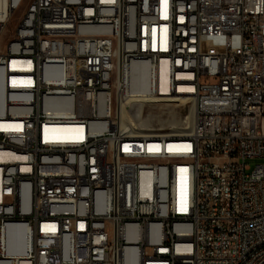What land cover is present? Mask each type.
Here are the masks:
<instances>
[{
	"label": "built area",
	"instance_id": "2783aa9c",
	"mask_svg": "<svg viewBox=\"0 0 264 264\" xmlns=\"http://www.w3.org/2000/svg\"><path fill=\"white\" fill-rule=\"evenodd\" d=\"M7 1L0 264H264V0Z\"/></svg>",
	"mask_w": 264,
	"mask_h": 264
},
{
	"label": "bare ground",
	"instance_id": "6f19581e",
	"mask_svg": "<svg viewBox=\"0 0 264 264\" xmlns=\"http://www.w3.org/2000/svg\"><path fill=\"white\" fill-rule=\"evenodd\" d=\"M25 1V0H24ZM40 2H44V0H26V4H39ZM8 10V1L7 0H0V12ZM6 25H2V32H5ZM134 70H141V63H134ZM148 75L145 73L136 74L135 80L137 87L140 89L145 88V79ZM145 101H153V93H145ZM184 103L175 104V107L170 110H164L162 114L159 112L157 113L159 117L158 122L160 125H169L172 128V132L175 133H188L192 128L193 123V107L190 106L189 114L185 117L178 115L177 109L180 106H183ZM164 113V114H163ZM166 117H162L166 115ZM15 242H10L9 244V251L16 252V253H23L25 249V241H18V248H15L17 245H14ZM22 264H26V261L22 259ZM129 264H138V260H131Z\"/></svg>",
	"mask_w": 264,
	"mask_h": 264
},
{
	"label": "rangeland",
	"instance_id": "374dc122",
	"mask_svg": "<svg viewBox=\"0 0 264 264\" xmlns=\"http://www.w3.org/2000/svg\"><path fill=\"white\" fill-rule=\"evenodd\" d=\"M26 7V0L22 3V5L15 10L9 21L7 22L6 25V29H5V33L3 34L4 38H7L16 28L19 18L22 14V12L24 11V8ZM189 110H190V105L189 104H185L183 106H180L177 109V113L178 115L185 117L189 114ZM246 162L251 166V168L253 169L256 164H260V163H264V159H260V158H252V159H247ZM250 170H247V173H249Z\"/></svg>",
	"mask_w": 264,
	"mask_h": 264
}]
</instances>
